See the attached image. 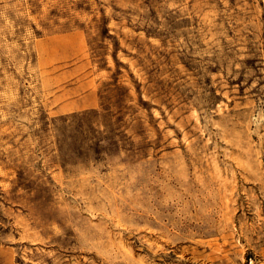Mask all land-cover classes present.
<instances>
[{"label":"rangeland","instance_id":"1","mask_svg":"<svg viewBox=\"0 0 264 264\" xmlns=\"http://www.w3.org/2000/svg\"><path fill=\"white\" fill-rule=\"evenodd\" d=\"M0 264H264V0H0Z\"/></svg>","mask_w":264,"mask_h":264}]
</instances>
